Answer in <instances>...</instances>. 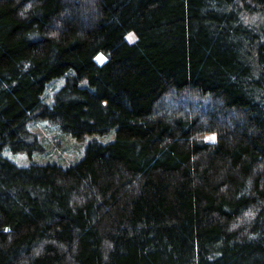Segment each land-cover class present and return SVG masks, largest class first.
Returning <instances> with one entry per match:
<instances>
[{
    "label": "trees",
    "instance_id": "16d2710c",
    "mask_svg": "<svg viewBox=\"0 0 264 264\" xmlns=\"http://www.w3.org/2000/svg\"><path fill=\"white\" fill-rule=\"evenodd\" d=\"M0 264H264V0H0Z\"/></svg>",
    "mask_w": 264,
    "mask_h": 264
},
{
    "label": "rangeland",
    "instance_id": "374dc122",
    "mask_svg": "<svg viewBox=\"0 0 264 264\" xmlns=\"http://www.w3.org/2000/svg\"><path fill=\"white\" fill-rule=\"evenodd\" d=\"M53 93H54V89L52 88L51 91H50V95H53ZM52 128H54V127H52ZM212 138H213L212 135H208V136H207V139H212ZM69 142H70V143L72 142V143L76 144L72 139H70ZM74 144H73V145H74ZM61 147H62L61 143L57 142V143L55 144V149L59 150ZM55 149H54V150H55ZM54 150H53V151H54ZM8 152H10V151L6 150L5 156H7V158H9L10 160L14 161L18 166L23 167V166H26V165L28 164V163H27V160H26L25 158L21 157L20 154L13 155L12 152H10V153H8ZM11 153H12V154H11ZM52 155H53V154H52ZM68 155H70V154H66V158H67V159L69 158ZM71 155H72V154H71ZM72 156H73V155H72ZM15 158H16V159H15ZM53 159H56V154L53 156Z\"/></svg>",
    "mask_w": 264,
    "mask_h": 264
}]
</instances>
